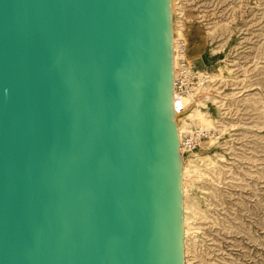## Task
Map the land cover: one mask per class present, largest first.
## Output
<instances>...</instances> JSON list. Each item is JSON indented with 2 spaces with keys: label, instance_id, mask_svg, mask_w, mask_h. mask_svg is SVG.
<instances>
[{
  "label": "water",
  "instance_id": "obj_1",
  "mask_svg": "<svg viewBox=\"0 0 264 264\" xmlns=\"http://www.w3.org/2000/svg\"><path fill=\"white\" fill-rule=\"evenodd\" d=\"M169 0H0V264H182Z\"/></svg>",
  "mask_w": 264,
  "mask_h": 264
},
{
  "label": "rangeland",
  "instance_id": "obj_2",
  "mask_svg": "<svg viewBox=\"0 0 264 264\" xmlns=\"http://www.w3.org/2000/svg\"><path fill=\"white\" fill-rule=\"evenodd\" d=\"M170 25L208 94L175 121L209 131L179 151L183 264H264V0H170Z\"/></svg>",
  "mask_w": 264,
  "mask_h": 264
},
{
  "label": "built area",
  "instance_id": "obj_3",
  "mask_svg": "<svg viewBox=\"0 0 264 264\" xmlns=\"http://www.w3.org/2000/svg\"><path fill=\"white\" fill-rule=\"evenodd\" d=\"M177 55L176 76L173 81L172 108L179 113L183 110V98L188 89L195 87L194 80L198 79L196 72L189 68L187 61L186 42L180 39L175 51ZM209 131L195 130L193 133H184L182 141L179 143L184 150L196 148L200 145L201 139L208 135ZM179 149V148H178Z\"/></svg>",
  "mask_w": 264,
  "mask_h": 264
},
{
  "label": "bare ground",
  "instance_id": "obj_4",
  "mask_svg": "<svg viewBox=\"0 0 264 264\" xmlns=\"http://www.w3.org/2000/svg\"><path fill=\"white\" fill-rule=\"evenodd\" d=\"M169 4H170V0H169ZM170 34H171V30H170ZM170 42H171V45H170V49H171L170 78L172 81V92H173V81L176 76V68H177V55L175 54V49H176L175 43L176 42L174 43V39L171 41V35H170ZM207 97H208V94L205 91H201L197 93V91L195 90L192 91L188 89L187 93L185 94L183 98V103H182L183 110L177 113L173 109L172 119L174 123L175 121L177 122L181 120L185 121L186 119L192 117L195 114L196 108L200 105L202 100L206 99ZM170 99L172 102L173 100L172 96ZM176 130H177V137H178V148H179V151H182V146L179 143H181L183 133L186 130L181 129V126H178V125H176ZM180 185H181V178H180ZM182 262H183V234H182Z\"/></svg>",
  "mask_w": 264,
  "mask_h": 264
}]
</instances>
